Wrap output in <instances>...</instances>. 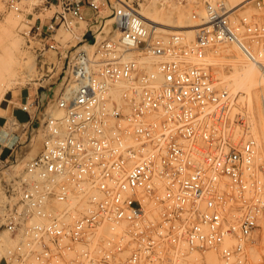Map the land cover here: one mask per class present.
<instances>
[{
    "label": "built area",
    "instance_id": "2783aa9c",
    "mask_svg": "<svg viewBox=\"0 0 264 264\" xmlns=\"http://www.w3.org/2000/svg\"><path fill=\"white\" fill-rule=\"evenodd\" d=\"M197 1L202 24L188 42L157 32L131 0H38L36 13L53 12L26 35L43 62L53 52L62 65L52 98L60 115L44 112L37 128L41 150L5 216L12 244L0 264H187L194 255L208 264L211 252L219 264H264V253L252 259L264 232V160L247 130L234 142L231 122L244 127L235 96L205 60L233 45L264 80V0H251L250 12ZM18 2L7 6L19 12ZM82 24L95 27L80 35L89 44L90 33L91 48L59 51L57 32ZM31 103L20 108L26 122L2 126L0 152L12 150L17 128L32 127Z\"/></svg>",
    "mask_w": 264,
    "mask_h": 264
},
{
    "label": "rangeland",
    "instance_id": "374dc122",
    "mask_svg": "<svg viewBox=\"0 0 264 264\" xmlns=\"http://www.w3.org/2000/svg\"><path fill=\"white\" fill-rule=\"evenodd\" d=\"M131 2L133 3L134 7L138 10V12L141 10V8L145 9V12L147 14L146 16H150L148 18L155 16L160 10L170 12V14L172 12L176 13L179 11L184 15H186L187 12L193 14H198L201 11L203 12L202 5L197 0H187L186 3L181 2L180 0H131ZM236 2L237 1L235 0H225V3L230 7H232ZM38 4V0H19L17 6L19 7L20 11L13 12L8 8L7 0H0V57L4 62V69L8 68L6 67L7 65L13 64V68H10V72L12 71L14 73L11 74L12 72L9 73V71L3 73L5 75L4 78L6 77L8 80H12L13 82H10L12 85H9L10 87L6 92L10 90L14 91L19 88H26L32 94V100H34V105L38 107L37 109L33 108L31 110L32 115H34V123L32 124V127L28 129L23 127L17 128L13 133V135L16 137V140L14 142L12 150H7L6 148H4L0 152V255L4 252L5 247L12 244V241L10 240L8 234L4 231L3 224L5 216L8 213L9 207H12L13 204L17 201L19 183L21 181V178L23 177V170L25 164L30 159L35 157L41 150L43 138L41 132L37 131V128L43 120L44 112L46 115L50 116L60 115V112L57 111L53 105L52 98L53 93L58 92L60 89V82L64 72L61 67L62 65L61 63L55 61L56 55L53 52H49L47 54V60L43 62L40 57L42 45L33 38L32 34H30L29 36L26 35L27 31L33 24L37 25L39 23V19L36 20L37 16H39L42 23H45L53 12L52 9L41 11L42 13L38 14L39 11L36 8ZM248 4H246L247 6L244 8L246 12H250V5ZM35 11L38 12L36 13ZM107 14L108 12L102 13V15ZM90 15L91 12L89 10H85L83 12V16L85 18H89ZM172 20L174 19L172 18ZM91 27L92 29L95 28L92 24H89L88 26L82 24L72 33H65L62 30H59L57 32V35H61V38L63 39L62 42H59V51H74L76 49H88L77 48V46L79 44L85 43L80 40V35L84 30ZM107 27H109V25H106V28ZM14 30L15 32H17L16 34L18 37V41L21 45L19 55L20 60L18 59L15 63L13 61L15 52L11 50L14 49V47L10 48V52L7 51L8 47H10L9 44ZM163 34L168 33L163 32ZM107 37V34L100 35V38ZM228 49L229 48L225 47V45L218 46L216 50L214 49L215 51L212 50L206 54V59L208 57H211L212 55L215 59L223 60L227 57L232 56L234 58L243 57L244 60L248 61L247 58H245L237 48L236 49L240 54L232 53ZM145 62L148 66H151V64H153L155 60L147 59ZM223 62H225V60H223ZM209 66L211 73L215 78L214 69L211 64ZM221 70L224 74L229 73L228 66H223ZM254 71H257L256 68H254ZM15 74H17L18 76ZM14 75L17 77H14ZM216 80L218 84L225 87V85L222 84L218 79ZM249 80L254 81L253 84L255 86H251V88H249V90L252 91H250L251 98H249V95H247V92L245 90L246 88L244 86L239 87L238 89L235 88L234 90L232 88L229 89L226 87V89H228L229 92L233 96H235V102L233 105L234 107L232 109V113H237L242 117V122L244 126H237L236 123H232V116L230 118V127L236 131V136L233 137L234 142L239 141L241 137V135L239 134L241 133V129L247 130V134L253 136L257 140L261 151V158L262 160H264V132L260 133L258 131V128H256L254 131H251L250 129L253 123L255 125H257L256 123L260 124V121L258 119L259 115H257L258 111H256V107L257 98H259V100L264 99V80H262L260 73L258 74V76L254 77L250 75ZM260 101H262V105V103H264V100ZM260 111L264 112V105H262ZM262 122H264V116H262ZM105 237L106 241H108L109 243H113L114 237L112 234L106 232ZM259 245V249L252 256L254 262L258 260L259 254L264 253V232H262L261 234ZM207 256L213 258V260H211L210 262L207 261L208 264H219L218 257L215 253L211 252L207 254L206 257ZM198 258V256L194 255L191 259L188 260L187 264H196Z\"/></svg>",
    "mask_w": 264,
    "mask_h": 264
},
{
    "label": "bare ground",
    "instance_id": "6f19581e",
    "mask_svg": "<svg viewBox=\"0 0 264 264\" xmlns=\"http://www.w3.org/2000/svg\"><path fill=\"white\" fill-rule=\"evenodd\" d=\"M235 1H237V2L233 5V7H239L241 5H246V4L250 3L251 0H235ZM193 9H194V7H193ZM195 10H196V8H195ZM138 13L145 20V22H147L148 24H151L153 27H155L157 29L156 30L157 32H162V33L164 32V33H168V34L173 33V32H183V34L186 36L188 42L193 41L194 29L197 26L202 24V16H203L202 11L199 12L198 14H193V13L187 12V14L184 15L183 13H181L179 11L176 13L172 12L170 14V12H165L163 10H160L158 12V14H156L155 16H152L151 18H148L150 16H146L147 14L145 12V9H143V8H141V10ZM172 18L174 20H172ZM17 21H16V23H17ZM110 23H111V21L109 19H107L106 25H109V27H107L108 29L106 28L107 31L111 30ZM16 33L17 32H15V30H14L12 33V38H11L10 44H9L10 47H8V49H7L8 52H10L11 50H13V52H15V56H14V60H13L14 63L20 57L19 55H20V48H21V45L18 41V37H17ZM54 39L57 42L63 41V39L61 38V35L60 36L56 35L54 37ZM11 45H14V46H11ZM91 45L92 44L88 45L85 42V43L79 44L77 46V48H88V49H90ZM11 47H14V49L10 50ZM225 47H228L229 48L228 50H230L232 53H239L240 52V51L238 52L237 49L233 45H225ZM230 57L223 59V60H225V62H223L222 59H215L212 55H211V57H208L205 60L207 63L211 64V66L214 69L215 78L218 79L222 84H224L225 88L226 87L229 89L232 88L234 90L235 88L238 89L239 87L244 86L246 88V89L245 88L244 89L246 90L247 95H249V98H251V96H250L251 90H249V88H251V86H253V87H255V86L253 84L254 81L249 80V76L250 75L253 77L258 76L259 69L253 63H250V62L244 60L243 57L242 58H240V57L234 58L232 56H230ZM27 59H28V57H27ZM12 65L13 64L7 65L6 67H8V68L4 69V62L0 57V101L2 100L5 92L9 89V87H10L9 85H12L10 83V82H12V80H8L6 77L4 78L5 75L3 74L4 72H8V71H9V73H11L12 71L10 72V68H13ZM223 66L229 67V73L228 74H224L222 72L221 69L223 68ZM254 68H256L257 71H254ZM11 74H14V73L12 72ZM15 75H17V74H15ZM15 75H14V77L18 76V75L17 76H15ZM10 77H8V78H10ZM260 100H264V99H260ZM260 100H259V98H257V107H256L257 108L256 111H258L257 115H259L258 119L260 121V124L256 123L257 125H255L253 123L251 125L252 127H250V129H251V131H254L256 128H258V131L260 133H262V132H264V122H262V116H264V112H261L260 109L262 108V105H264V103H262V105H261L262 101H260ZM106 232L107 231L104 230L102 233L106 234ZM206 260L210 262L211 260H213V258H211L210 256H207Z\"/></svg>",
    "mask_w": 264,
    "mask_h": 264
},
{
    "label": "crops",
    "instance_id": "0c3cea01",
    "mask_svg": "<svg viewBox=\"0 0 264 264\" xmlns=\"http://www.w3.org/2000/svg\"><path fill=\"white\" fill-rule=\"evenodd\" d=\"M32 94L26 88L10 90L5 93L0 101V131L2 126L9 118L16 119L19 123H24L28 120V115L20 108L24 103L32 104ZM33 109V106L30 107Z\"/></svg>",
    "mask_w": 264,
    "mask_h": 264
},
{
    "label": "water",
    "instance_id": "95a60500",
    "mask_svg": "<svg viewBox=\"0 0 264 264\" xmlns=\"http://www.w3.org/2000/svg\"><path fill=\"white\" fill-rule=\"evenodd\" d=\"M86 40H88L89 41V43H93V39H92V37H91V35H90V33H87L86 35H85V37H84Z\"/></svg>",
    "mask_w": 264,
    "mask_h": 264
}]
</instances>
